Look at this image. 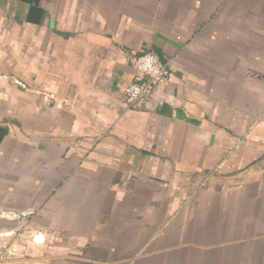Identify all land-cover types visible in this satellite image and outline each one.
<instances>
[{
    "label": "crops",
    "instance_id": "obj_1",
    "mask_svg": "<svg viewBox=\"0 0 264 264\" xmlns=\"http://www.w3.org/2000/svg\"><path fill=\"white\" fill-rule=\"evenodd\" d=\"M0 214L46 264H264V0H0Z\"/></svg>",
    "mask_w": 264,
    "mask_h": 264
},
{
    "label": "built area",
    "instance_id": "obj_2",
    "mask_svg": "<svg viewBox=\"0 0 264 264\" xmlns=\"http://www.w3.org/2000/svg\"><path fill=\"white\" fill-rule=\"evenodd\" d=\"M133 79L125 87V96L130 108H140L155 99L161 85L170 77L168 61H163L154 51H146L131 60Z\"/></svg>",
    "mask_w": 264,
    "mask_h": 264
},
{
    "label": "rangeland",
    "instance_id": "obj_3",
    "mask_svg": "<svg viewBox=\"0 0 264 264\" xmlns=\"http://www.w3.org/2000/svg\"><path fill=\"white\" fill-rule=\"evenodd\" d=\"M11 20L13 19L6 20V22H3L2 26L9 30V28L15 24V22ZM6 52H8V56L13 59V49L7 50ZM27 61H25L23 57V65L28 64ZM0 217H4L3 214H0ZM44 257L45 255L40 252L36 253L28 242H18L15 244L13 242L4 243L0 241V264H46Z\"/></svg>",
    "mask_w": 264,
    "mask_h": 264
},
{
    "label": "water",
    "instance_id": "obj_4",
    "mask_svg": "<svg viewBox=\"0 0 264 264\" xmlns=\"http://www.w3.org/2000/svg\"><path fill=\"white\" fill-rule=\"evenodd\" d=\"M181 112V109H178V112ZM188 120H191L193 123H195V122H197V121H195V120H193V119H188ZM213 141V136H212V138H211V142ZM160 181V180H159ZM30 211H27L26 213H29ZM8 217H13V216H15L13 213H10V214H8L7 215ZM17 216H19V215H16V217Z\"/></svg>",
    "mask_w": 264,
    "mask_h": 264
},
{
    "label": "bare ground",
    "instance_id": "obj_5",
    "mask_svg": "<svg viewBox=\"0 0 264 264\" xmlns=\"http://www.w3.org/2000/svg\"><path fill=\"white\" fill-rule=\"evenodd\" d=\"M41 238H42V237H39V238H38V241H39V242H41V241H42V240H41Z\"/></svg>",
    "mask_w": 264,
    "mask_h": 264
}]
</instances>
